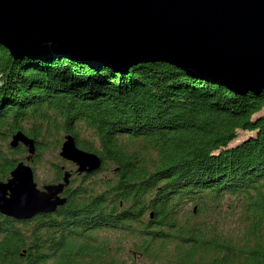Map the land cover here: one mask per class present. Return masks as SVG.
I'll use <instances>...</instances> for the list:
<instances>
[{
	"label": "trees",
	"instance_id": "1",
	"mask_svg": "<svg viewBox=\"0 0 264 264\" xmlns=\"http://www.w3.org/2000/svg\"><path fill=\"white\" fill-rule=\"evenodd\" d=\"M263 109L264 90L235 94L163 62L121 72L15 60L0 46V182L26 159L9 146L17 132L34 142L35 166L62 135L101 161L96 173L71 172L53 214L0 215V264H264ZM51 166L50 184L62 182L64 168ZM228 197L242 208L232 235L217 218ZM113 232L133 240L130 263L98 238Z\"/></svg>",
	"mask_w": 264,
	"mask_h": 264
},
{
	"label": "water",
	"instance_id": "2",
	"mask_svg": "<svg viewBox=\"0 0 264 264\" xmlns=\"http://www.w3.org/2000/svg\"><path fill=\"white\" fill-rule=\"evenodd\" d=\"M0 46L15 59L67 58L126 72L163 62L244 95L264 90V0H0ZM28 156L0 182V215L30 221L63 206L62 182L39 188L29 165L34 142L9 143ZM59 157L78 175L99 171L96 154L67 135Z\"/></svg>",
	"mask_w": 264,
	"mask_h": 264
},
{
	"label": "rangeland",
	"instance_id": "3",
	"mask_svg": "<svg viewBox=\"0 0 264 264\" xmlns=\"http://www.w3.org/2000/svg\"><path fill=\"white\" fill-rule=\"evenodd\" d=\"M261 114L264 115V109L262 110ZM82 138H88V134L86 132H83L81 134ZM247 136L245 132H239L238 140L240 141L244 139ZM64 141V135H62L60 145L56 150L54 149H48L41 158H39V164L37 166L34 165L33 160L29 163L31 168H35L34 171V178L35 182L38 185L39 188H42L45 185H51L50 181L54 177V167L51 165H60L64 168L65 171H68L69 173L76 170V167L72 165L71 163H68L61 159L59 157V152L61 145ZM11 140L8 142L10 143ZM25 157L28 156V154L24 155ZM51 164V165H50ZM99 178H107L110 176V172H104L98 174ZM230 205L232 207H230ZM221 208V214L217 216L218 219L223 218L224 223L227 225V230L229 234H234L237 232H240L243 228V221H242V208H241V201H238L232 197H228L225 199L223 204L220 206ZM187 209H191V206H187ZM198 219H204V217H199ZM98 238L100 240H103L105 238H108L110 241L111 247L114 249H117L119 247V253L120 257L130 263L133 258L132 254V243L133 240L125 236L119 232H113V233H99ZM124 250V251H122ZM137 264H150L149 260H144V258H136L135 259Z\"/></svg>",
	"mask_w": 264,
	"mask_h": 264
},
{
	"label": "bare ground",
	"instance_id": "4",
	"mask_svg": "<svg viewBox=\"0 0 264 264\" xmlns=\"http://www.w3.org/2000/svg\"><path fill=\"white\" fill-rule=\"evenodd\" d=\"M76 168H77V166H76Z\"/></svg>",
	"mask_w": 264,
	"mask_h": 264
},
{
	"label": "flooded vegetation",
	"instance_id": "5",
	"mask_svg": "<svg viewBox=\"0 0 264 264\" xmlns=\"http://www.w3.org/2000/svg\"><path fill=\"white\" fill-rule=\"evenodd\" d=\"M71 178V177H70Z\"/></svg>",
	"mask_w": 264,
	"mask_h": 264
}]
</instances>
